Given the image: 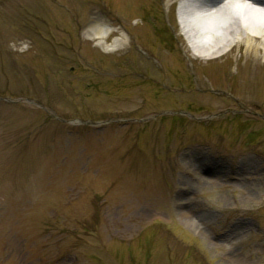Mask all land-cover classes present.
<instances>
[{"label":"rangeland","instance_id":"obj_1","mask_svg":"<svg viewBox=\"0 0 264 264\" xmlns=\"http://www.w3.org/2000/svg\"><path fill=\"white\" fill-rule=\"evenodd\" d=\"M180 2L0 0V264H264V79Z\"/></svg>","mask_w":264,"mask_h":264},{"label":"bare ground","instance_id":"obj_2","mask_svg":"<svg viewBox=\"0 0 264 264\" xmlns=\"http://www.w3.org/2000/svg\"><path fill=\"white\" fill-rule=\"evenodd\" d=\"M177 14L186 45L194 50L202 67L242 47L231 81L238 79L247 85L264 79L256 72L264 68V0H181ZM99 30L94 24L90 26V40L106 44L110 33ZM119 43H123L121 39L108 46L114 51ZM242 69L250 72L242 75ZM242 92L247 97L248 91Z\"/></svg>","mask_w":264,"mask_h":264}]
</instances>
